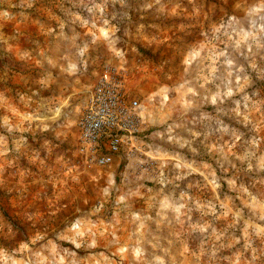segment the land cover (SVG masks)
<instances>
[{
  "label": "rangeland",
  "instance_id": "rangeland-1",
  "mask_svg": "<svg viewBox=\"0 0 264 264\" xmlns=\"http://www.w3.org/2000/svg\"><path fill=\"white\" fill-rule=\"evenodd\" d=\"M106 68L142 140L98 167ZM0 264H264V0H0Z\"/></svg>",
  "mask_w": 264,
  "mask_h": 264
},
{
  "label": "built area",
  "instance_id": "built-area-1",
  "mask_svg": "<svg viewBox=\"0 0 264 264\" xmlns=\"http://www.w3.org/2000/svg\"><path fill=\"white\" fill-rule=\"evenodd\" d=\"M141 109L121 73L114 68L104 69L77 122V148L85 162L106 167L139 150Z\"/></svg>",
  "mask_w": 264,
  "mask_h": 264
}]
</instances>
